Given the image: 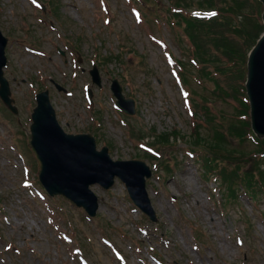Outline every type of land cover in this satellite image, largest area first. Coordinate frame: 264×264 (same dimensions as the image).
Returning a JSON list of instances; mask_svg holds the SVG:
<instances>
[{"label":"rangeland","instance_id":"rangeland-1","mask_svg":"<svg viewBox=\"0 0 264 264\" xmlns=\"http://www.w3.org/2000/svg\"><path fill=\"white\" fill-rule=\"evenodd\" d=\"M197 1L183 7L175 0H0L8 39L4 76L18 110L13 115L0 100V264H264V194L253 201L242 194L224 205L218 181L202 174L204 153L188 143L196 126L206 135L213 122L245 118L238 111L243 96H218L217 83L204 75L225 88L219 71L227 61H198L184 23L170 18L172 10L191 16L201 9ZM248 2L242 16L257 18L258 5ZM205 33L197 42L213 60ZM93 65L100 87L88 73ZM178 75L197 116L189 114ZM112 79L135 101L133 116L115 107ZM44 90L67 134H89L113 160H140L152 169L146 190L155 222L137 210L119 180L108 190L91 186L100 200L94 218L46 194L29 145L35 96ZM203 107L211 111L209 122ZM158 134H169V142L154 145ZM235 139L237 151L256 149L249 139ZM145 144L161 158L148 156L153 152Z\"/></svg>","mask_w":264,"mask_h":264},{"label":"water","instance_id":"water-1","mask_svg":"<svg viewBox=\"0 0 264 264\" xmlns=\"http://www.w3.org/2000/svg\"><path fill=\"white\" fill-rule=\"evenodd\" d=\"M259 1L263 5L261 17L264 24V0ZM6 42L0 32V97L16 113L2 71L6 65ZM247 70L246 91L250 100L252 129L258 137H264V33L249 54ZM90 74L93 83L100 85L97 69L93 68ZM111 90L117 98L118 107L132 115L134 101L124 98L116 80L112 81ZM36 101L30 143L41 161L39 178L48 193L51 196L63 195L94 216L99 203L89 186L99 184L108 189L117 176L125 183L134 204L151 220H155L145 188V179L151 176L148 166L136 160L112 161L106 147L99 152L96 150L95 140L90 135L65 134L56 120L47 91L38 94Z\"/></svg>","mask_w":264,"mask_h":264},{"label":"trees","instance_id":"trees-1","mask_svg":"<svg viewBox=\"0 0 264 264\" xmlns=\"http://www.w3.org/2000/svg\"><path fill=\"white\" fill-rule=\"evenodd\" d=\"M189 1L175 0V5L187 7L190 5ZM212 1L198 0L196 2L197 8L217 12V15L211 19L202 20L178 13L171 15L174 17L177 15L184 23V34L193 48L192 54L198 61L213 63L220 57H224L227 61V66L221 68H227L226 71H219V73H224L227 80L225 88H222L210 73L204 74L217 83L213 88L217 95L235 96L237 94L244 97L243 81L246 74L247 53L263 31L259 19L260 4L257 0H253V3L258 7H256L257 18H252V13L242 16L244 12L241 8L249 4L248 0H224L219 7H214L215 4ZM238 16H242L241 21L237 20ZM203 31H206L204 35L205 47L214 61L205 57L202 47L197 42V35ZM227 34L234 35V38H229ZM237 77L240 79L239 82L235 81ZM239 102L243 111H246L247 105L243 104L242 100ZM204 111V117L209 122L213 118L211 112L206 107H204ZM240 127L243 132L239 130ZM199 128L196 126L192 144L189 143L205 154L204 167L208 173L215 174L219 178L224 199L228 202L237 200L240 191H243L251 200L262 195L264 193V140L257 141V148L253 151L256 152V155L253 157H248V154L252 156L251 153L237 151L231 145V141L236 140L235 138L239 141L246 140V135L250 133L248 122L232 121L225 125L223 122L216 124L213 122L209 124V131L206 135L201 133ZM170 137L169 134H161L157 136V143H168ZM219 162H225V164L219 166Z\"/></svg>","mask_w":264,"mask_h":264},{"label":"snow or ice","instance_id":"snow-or-ice-1","mask_svg":"<svg viewBox=\"0 0 264 264\" xmlns=\"http://www.w3.org/2000/svg\"><path fill=\"white\" fill-rule=\"evenodd\" d=\"M33 2H35V0H33Z\"/></svg>","mask_w":264,"mask_h":264}]
</instances>
